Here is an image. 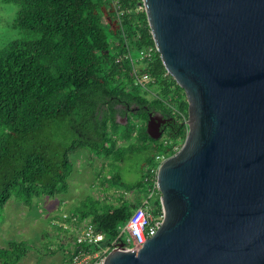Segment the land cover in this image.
<instances>
[{"label":"trees","instance_id":"16d2710c","mask_svg":"<svg viewBox=\"0 0 264 264\" xmlns=\"http://www.w3.org/2000/svg\"><path fill=\"white\" fill-rule=\"evenodd\" d=\"M2 2L17 5L12 27L25 36L0 49V209L12 196L31 205L66 193L71 155L79 150L122 165L139 154L141 178L119 183L125 191L117 204L88 198L72 215L77 225L88 221L103 233L102 245L123 241L127 222L145 200L162 211L157 156L176 154L188 132V97L162 62L142 0ZM150 47L153 55L135 74L131 56ZM145 74L148 90L136 84ZM150 114L172 123L166 140L148 134ZM129 191L136 201L125 197ZM27 245L0 248V264H18Z\"/></svg>","mask_w":264,"mask_h":264},{"label":"water","instance_id":"95a60500","mask_svg":"<svg viewBox=\"0 0 264 264\" xmlns=\"http://www.w3.org/2000/svg\"><path fill=\"white\" fill-rule=\"evenodd\" d=\"M142 4L188 132L157 172L161 227L104 264H264V0ZM169 121L150 114V137Z\"/></svg>","mask_w":264,"mask_h":264},{"label":"rangeland","instance_id":"374dc122","mask_svg":"<svg viewBox=\"0 0 264 264\" xmlns=\"http://www.w3.org/2000/svg\"><path fill=\"white\" fill-rule=\"evenodd\" d=\"M17 10V5L0 0V49L25 36L23 31L12 27ZM118 120L126 122L125 117ZM167 138V134L162 136V140ZM118 145L124 143L119 141ZM71 159L74 169L68 178L69 190L66 193L41 196L31 205L12 196L0 209V248L8 247L12 242L26 241L28 244L27 253L18 264H68V248L73 243L76 228L72 215L78 216L88 198L117 204V198L125 191L119 183H136L143 170L139 154L129 155L123 165L104 156L90 159L86 150L75 152ZM112 177L117 178V182H112ZM132 191L126 192L125 197L136 201V194ZM149 206L152 207L153 203Z\"/></svg>","mask_w":264,"mask_h":264},{"label":"built area","instance_id":"2783aa9c","mask_svg":"<svg viewBox=\"0 0 264 264\" xmlns=\"http://www.w3.org/2000/svg\"><path fill=\"white\" fill-rule=\"evenodd\" d=\"M153 53L154 48L150 47L142 49L137 57L132 58L131 56L133 71L135 74H137L142 68V63H140V61L149 59ZM137 65H141V68L138 69ZM148 79L149 75L145 74L143 79H137L136 84H139L143 89L148 90L146 85ZM165 159L167 158L164 156H157L156 173ZM73 219L76 223L77 219ZM163 219V211L155 212L153 208L151 209L149 206V202L145 200V202L133 212L131 218L127 222V225L123 230V233H125L124 240L116 239L109 246L102 245L105 240L104 234L96 231L95 227L90 222L85 221L80 225L75 224L76 228L74 231L76 239L73 240L71 247L68 248V264H104L108 253L117 249L121 243H124L126 247L133 250H139L144 246L147 240L153 237L159 230Z\"/></svg>","mask_w":264,"mask_h":264},{"label":"flooded vegetation","instance_id":"af4514ba","mask_svg":"<svg viewBox=\"0 0 264 264\" xmlns=\"http://www.w3.org/2000/svg\"><path fill=\"white\" fill-rule=\"evenodd\" d=\"M153 115H154V114H153ZM157 115H159V114H157ZM159 116H161V115H159ZM161 117H162V116H161ZM163 118H164V117H163ZM164 119H166V118H164ZM170 126H172V123H170V121L167 122L166 124H164V125L161 126V129L163 130V134L165 133V131H166Z\"/></svg>","mask_w":264,"mask_h":264}]
</instances>
